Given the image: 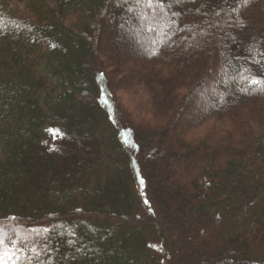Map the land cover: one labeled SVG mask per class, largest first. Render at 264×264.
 I'll use <instances>...</instances> for the list:
<instances>
[{"label": "trees", "instance_id": "16d2710c", "mask_svg": "<svg viewBox=\"0 0 264 264\" xmlns=\"http://www.w3.org/2000/svg\"><path fill=\"white\" fill-rule=\"evenodd\" d=\"M14 1L0 225L18 264H264V85L241 90L264 76V0ZM139 33L146 50L121 47Z\"/></svg>", "mask_w": 264, "mask_h": 264}, {"label": "snow or ice", "instance_id": "6c2138e0", "mask_svg": "<svg viewBox=\"0 0 264 264\" xmlns=\"http://www.w3.org/2000/svg\"><path fill=\"white\" fill-rule=\"evenodd\" d=\"M244 5L246 6L248 3V0H243ZM134 4L139 7L141 4L146 5L148 8H152L153 5H162L163 0H134ZM162 15V13H161ZM137 20H143L145 18L144 13H139L136 17ZM0 23H2V20H0ZM149 31H151V27L148 28ZM259 55L262 57L261 60H254V63H264V50L259 51ZM242 81H246L247 86L242 88V91H247L249 88H251L253 85H264V76L257 77L254 74H250L248 76H241ZM49 133L52 134L53 139H58L62 136V133L59 129H48ZM51 150H58L53 147ZM143 183V181H141ZM147 203V201H145ZM15 220V218H12ZM46 230V229H45ZM33 231H36L33 229ZM15 231L13 230V235L7 234V229L0 225V264H9V261H11V264H18V252L22 250L21 248H18V245H20L21 240L14 238ZM26 246V245H25ZM155 245H153L154 247ZM9 249H12L13 251L9 252ZM30 251L33 253L36 252L35 248H31Z\"/></svg>", "mask_w": 264, "mask_h": 264}, {"label": "rangeland", "instance_id": "374dc122", "mask_svg": "<svg viewBox=\"0 0 264 264\" xmlns=\"http://www.w3.org/2000/svg\"><path fill=\"white\" fill-rule=\"evenodd\" d=\"M22 2V1H20ZM9 4L11 6H14L15 8H19V9H23V5L21 3H17L15 2L14 0H9ZM128 34V33H127ZM139 37H140V40H137L138 42H136V40L133 38V42L129 39H127V35L125 34V39H122L121 40V43H122V48H129V50H133V51H139L141 52V50H146L148 48V46H150V42L153 38V35L150 36L149 38H147L146 40V44H143L141 45L142 43H145V42H141L142 40V33H139ZM147 37V36H146ZM141 42V43H140ZM148 43V44H147ZM152 46V44H151ZM226 73L229 74V76H233V72H231L230 68L229 69H226L225 68V73L224 72H219L217 73V76L215 75L216 78L219 77V79L221 81L224 80V77L226 76ZM202 90V93H199L196 97V102L199 103V100L202 99V101H206L207 98H205L206 96L205 95H209L210 97H212L211 95V92L210 90ZM119 94L121 95V97L123 98L124 101H127V102H130V103H135V98L133 96H130V94L128 92L125 93V91L123 90H119ZM205 96V97H204ZM223 98H221L222 100ZM192 115H190V113H186V114H183V117H182V123L184 124H187L190 122V120L192 119ZM199 134L202 135V131H199ZM143 190V193H145V189H142Z\"/></svg>", "mask_w": 264, "mask_h": 264}]
</instances>
